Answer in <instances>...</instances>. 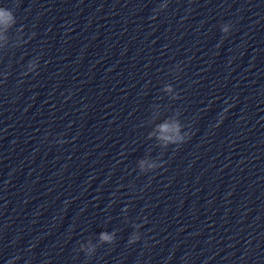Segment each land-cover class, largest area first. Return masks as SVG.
<instances>
[{"label": "clouds", "instance_id": "9594fccd", "mask_svg": "<svg viewBox=\"0 0 264 264\" xmlns=\"http://www.w3.org/2000/svg\"><path fill=\"white\" fill-rule=\"evenodd\" d=\"M15 21H16V17L14 15V12L11 9H6L4 7H0V25L8 27V26L14 24ZM222 31L227 32V28L226 27L222 28ZM163 128L165 130H167L168 126L164 125ZM173 131H176L178 133L179 132V126L178 125L174 126ZM164 139L175 142L177 140H182L183 138L177 135L176 137L165 136ZM100 238L102 241H105V242H111L113 239V237L107 233H102Z\"/></svg>", "mask_w": 264, "mask_h": 264}]
</instances>
